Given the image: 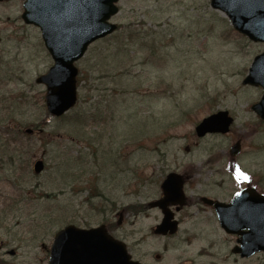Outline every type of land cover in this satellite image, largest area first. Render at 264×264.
Returning <instances> with one entry per match:
<instances>
[{"label": "rangeland", "instance_id": "rangeland-1", "mask_svg": "<svg viewBox=\"0 0 264 264\" xmlns=\"http://www.w3.org/2000/svg\"><path fill=\"white\" fill-rule=\"evenodd\" d=\"M117 7V30L75 64L76 105L54 118L35 83L53 64L40 31L23 23L22 0L0 1V133H15L21 161L15 171L0 166V264H47L53 235L69 224L110 226L142 264H264L263 254L232 255L235 236L201 231L185 243L191 221L176 237H157L159 213L146 208L169 173L186 179L193 200L228 203L257 180L264 192V120L250 109L262 90L241 84L264 45L234 31L209 0ZM219 111L233 119L229 133L197 138L196 125ZM37 160L44 169L34 174Z\"/></svg>", "mask_w": 264, "mask_h": 264}, {"label": "water", "instance_id": "water-1", "mask_svg": "<svg viewBox=\"0 0 264 264\" xmlns=\"http://www.w3.org/2000/svg\"><path fill=\"white\" fill-rule=\"evenodd\" d=\"M2 1V0H0ZM10 1V0H4ZM24 24L39 29L43 45L53 61L48 71L40 75L35 83L45 88L47 113L59 118L74 107L77 100L74 64L85 54L87 48L97 40L113 34L117 28L110 23L118 12L119 0H22ZM212 9L226 15L232 27L252 42L264 44V0H210ZM242 85L261 87L263 94L251 110L264 120V52L256 56ZM232 118L225 111L204 118L196 127L195 135L227 134ZM25 134H32L27 129ZM240 151V141L229 150L231 157ZM42 160L33 163L34 174L43 171ZM182 181L176 174H169L161 185L163 198L152 203L163 214L162 222L154 234L166 235L176 231V225L164 211L171 202L181 204ZM202 201L214 207L217 220L225 232L240 239L232 254L249 258L264 253V196L254 189H244L236 194L229 204ZM47 264H140L133 261L124 243L114 240L106 227L91 229L66 226L53 236Z\"/></svg>", "mask_w": 264, "mask_h": 264}, {"label": "flooded vegetation", "instance_id": "flooded-vegetation-1", "mask_svg": "<svg viewBox=\"0 0 264 264\" xmlns=\"http://www.w3.org/2000/svg\"><path fill=\"white\" fill-rule=\"evenodd\" d=\"M240 151H241V147H240ZM240 151L235 157H231L229 155V150H228V156L230 157V160L235 161L236 160L235 158L238 157V155L240 154ZM181 180H182L181 190H182L183 196H184L182 199V203L172 205L171 202H169L168 205L165 207V210H164L171 217V222L175 223L176 231L171 235L168 233L166 235L157 236V237H162L165 239L176 237L181 232L183 225L189 221L192 222L191 230H189V229L184 230L183 229L184 231H182L181 239H183V241L185 243H190L193 239L198 238L201 231H204L201 234L202 236H204L205 234H210V233L211 234L215 233L218 236H221V234H222V236L224 235L225 237L231 236L221 228V226L217 220L216 214L214 212V207L211 205L205 204L202 201V199L206 198V199H210L214 202H220V203H222V202L219 201L218 199L209 198L206 196L205 197H200V196L196 197L195 200L189 198L188 196H186L187 190H185L186 189L185 187L187 186L186 179L181 176ZM241 180H243L244 183H246V181L243 179V177L241 178ZM258 185H259V181L257 180V183H254V185L253 184H247L244 186V188H241L240 191H242L244 189H254V191H256L258 194L264 195V192H260L258 190ZM162 197H163V195H162V191L160 189V196L155 201L162 199ZM231 199H230V201H231ZM155 201H153V202H155ZM153 202L148 203L146 208L148 207L149 209H154L159 213V216H160L159 223H160L161 220L163 219V214H162L161 210H158L157 208H152L151 204ZM224 204H226V203H224ZM190 210H194V213ZM119 224H121V220L117 221V225H119ZM204 226H206V228H204ZM111 227H112V225H111ZM109 228H110V226L107 227V230L110 233L111 230ZM114 228H112V231L114 230ZM205 231H208V233ZM239 239L240 238L236 237L235 241L237 242ZM131 259L133 260L132 257H131ZM134 261H136V260H134Z\"/></svg>", "mask_w": 264, "mask_h": 264}, {"label": "trees", "instance_id": "trees-1", "mask_svg": "<svg viewBox=\"0 0 264 264\" xmlns=\"http://www.w3.org/2000/svg\"><path fill=\"white\" fill-rule=\"evenodd\" d=\"M126 34H127L126 35L127 39H132L134 36L135 38H138L139 36L138 33L135 34L126 33ZM124 57H126V55H124ZM31 127L37 131L39 129L38 125H32ZM1 135L4 136L3 137L4 139L1 138ZM14 135L15 133H0V166L4 165L5 167H9L12 169V171H15L16 166L21 164L20 158L12 152L11 150L12 145L9 143V139Z\"/></svg>", "mask_w": 264, "mask_h": 264}, {"label": "snow or ice", "instance_id": "snow-or-ice-1", "mask_svg": "<svg viewBox=\"0 0 264 264\" xmlns=\"http://www.w3.org/2000/svg\"><path fill=\"white\" fill-rule=\"evenodd\" d=\"M240 176H243V173H239V175H238V177H237V178L239 179V178H240Z\"/></svg>", "mask_w": 264, "mask_h": 264}]
</instances>
